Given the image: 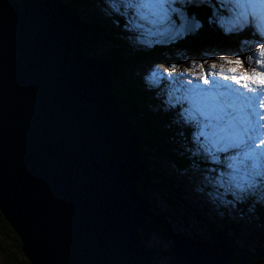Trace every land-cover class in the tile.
Returning a JSON list of instances; mask_svg holds the SVG:
<instances>
[{"label":"water","instance_id":"95a60500","mask_svg":"<svg viewBox=\"0 0 264 264\" xmlns=\"http://www.w3.org/2000/svg\"><path fill=\"white\" fill-rule=\"evenodd\" d=\"M90 35L65 0H0V213L25 259L155 264L141 236L150 219L185 264H232L228 242L183 237L142 196L144 139Z\"/></svg>","mask_w":264,"mask_h":264},{"label":"snow or ice","instance_id":"6c2138e0","mask_svg":"<svg viewBox=\"0 0 264 264\" xmlns=\"http://www.w3.org/2000/svg\"><path fill=\"white\" fill-rule=\"evenodd\" d=\"M204 7L210 9L208 23L223 35L250 32L256 39L244 43H251L254 52L243 58L239 53L216 54L212 62L194 59L179 75V65L173 63L162 72L153 71V82L167 78L179 85L175 91L181 95L169 93L166 103L179 109L180 119L191 129L192 155L216 166L210 171L216 173L212 179L218 186L236 188L243 197L264 183V0H119L114 5L117 12L123 9L126 26L140 30L145 37L140 43L148 47L161 43L153 37L167 36L175 43L198 33L203 24L195 15L190 18L189 10Z\"/></svg>","mask_w":264,"mask_h":264},{"label":"trees","instance_id":"16d2710c","mask_svg":"<svg viewBox=\"0 0 264 264\" xmlns=\"http://www.w3.org/2000/svg\"><path fill=\"white\" fill-rule=\"evenodd\" d=\"M19 1V0H18ZM67 5L72 9L74 14H77L82 20L85 21L91 27V35L90 41L88 43V48L92 51V55L99 58L108 64L113 66V70L111 71V80L113 82V93L117 99V103L119 108L125 113V115L131 120L135 130L139 133L140 138L144 139L143 145V160L151 156L148 148L156 151L158 154L164 153L165 156H169L171 160L177 165V167H182L181 163L187 164L189 161V154H192V148L194 146L191 142H187L185 137H181L177 134L182 128V130L186 129L187 126L182 124V127L178 125L176 120L174 121V115L169 117L168 120L167 112L157 114L155 113V109L157 105L165 110L163 105L159 102V92L157 91V87L145 81L143 75L140 72H133V70H140L142 72L143 66L151 60L156 64H164L165 60L171 59L174 61H180L177 57V52L185 51V52H193V53H202L208 49H215L216 51H226V52H237L244 47L245 40L250 41L253 37H250V32H244L240 35H231L225 36L222 34V31L216 26V24H209L208 17L210 15V9L204 8H192L189 10V17L192 15L203 24V28L196 34L187 36L184 40H179L175 43L165 42L164 44H156L152 47H147L142 43H140L138 48L137 39H144V36L140 35L137 30H123V25H125L124 18L122 15L116 16V26H110L107 21L111 19L117 13H108L110 16L108 18H102L103 15L99 18L94 13L91 14V18L86 16L85 13L79 11L78 8V0H65ZM90 1V2H89ZM112 2L114 5L119 4V0H88L87 3L91 4V8H95L96 10H100L104 3ZM82 4V3H80ZM106 7V6H105ZM105 11V10H104ZM104 11H100L103 13ZM102 22H105V26H107L106 30L111 33L112 37L118 36L117 40H114L113 43L116 45L113 54L109 57L99 50H102V46L106 47L109 45L107 43V38L104 34L99 32L98 27L102 25ZM99 24V25H98ZM132 35L134 38L133 45L128 49L125 48L124 43L121 41L122 35ZM136 35L137 37H135ZM120 41V42H119ZM213 46V47H212ZM108 51L111 50V47H107ZM111 48V49H110ZM119 67L121 72L123 73V77L120 81L122 83L123 80L127 82L128 92H124L120 83H116V69ZM114 80V81H113ZM145 82V83H144ZM148 89V90H147ZM159 98V99H158ZM162 106V107H161ZM177 118V116L175 117ZM189 133V128L186 129ZM161 132V133H160ZM162 133L166 136V141L162 137ZM161 136V138L159 137ZM178 145V146H177ZM179 145L181 148L179 149ZM188 148L189 150H185ZM183 149V150H182ZM195 150V149H194ZM161 151V152H160ZM155 156V155H154ZM196 157V156H195ZM152 158H154L152 156ZM197 158V157H196ZM196 163L201 168H204L205 165H213L210 164L200 156ZM150 163V161H149ZM153 164V163H151ZM150 164V165H151ZM149 164L147 165V175L142 177L138 182L139 189L141 191L142 196L145 199L149 198V193L155 190L158 195L160 192L162 195H165L166 188H171L169 186L173 185L172 179L169 181L171 185H169L168 178H162L160 184L156 178V173L153 171H149ZM196 166V164H195ZM152 167V165H151ZM161 178V176H159ZM179 175L174 178V182L179 181ZM153 187V188H152ZM242 197L240 202L237 203V217L236 220L230 221L228 217L224 219L221 224L219 223V227H222V235H220V239L216 240L221 243L223 241L228 242L236 251V257L234 264H264V245H254L247 247H239L235 244V238L229 237L228 230H230V224H232L235 231L241 229V227L246 225V223H251L254 219L260 220V222L264 221V205L257 203V200L252 196ZM231 198V197H229ZM152 210L157 214L159 209L155 203H150ZM221 209V208H220ZM223 210V209H221ZM224 214L223 211H221ZM226 214V213H225ZM158 217L168 226H171V223L168 220V215L163 213L162 217L157 214ZM163 218V219H162ZM223 223L229 228H225ZM234 223V224H233ZM176 230V229H175ZM152 231H156L159 234L162 233L165 236L169 237V234L161 228L156 221H152L147 219L144 223L143 230L141 232L142 239L146 244L149 241L150 235H152ZM177 231V230H176ZM237 234V232H235ZM195 239H199L198 236ZM11 241L10 250L7 247L8 243ZM214 242V240L212 239ZM8 242V243H7ZM252 245V243L250 244ZM0 252L4 257L5 264H30V262L25 259L23 251H22V243L21 239L18 235L13 231L10 227L9 223L5 220V218L0 213ZM155 264L158 263V260L168 258L170 264H185L182 260H180L173 249V246L167 255L163 253L159 256L160 252L158 250L155 251Z\"/></svg>","mask_w":264,"mask_h":264},{"label":"rangeland","instance_id":"374dc122","mask_svg":"<svg viewBox=\"0 0 264 264\" xmlns=\"http://www.w3.org/2000/svg\"><path fill=\"white\" fill-rule=\"evenodd\" d=\"M76 1V0H75ZM88 0H78V8L80 12H84L86 16L92 17L91 14L94 13L99 18L101 15H103L102 18H108L110 14L108 13H117L115 16H113L111 19H108L107 23L112 27L116 26V16H121V12L123 9H121V12H117L114 9V3L108 2L104 3V6L101 7L100 10H96L95 8H91V4L87 3ZM90 2V1H89ZM82 3V4H80ZM117 4L116 6H118ZM106 6V7H105ZM105 10V11H104ZM100 11H104L103 13H100ZM123 17V16H122ZM124 18V17H123ZM125 21V19H124ZM99 25V24H98ZM98 27L99 32L103 33L105 32L107 43L110 44L106 45V47L102 46V50H99V52H105L107 56L109 57L111 54H113V51L115 50L116 45L113 43L114 40L117 39L115 37L111 36V33L106 30L107 26H105V22H102V25H99ZM178 26V25H177ZM126 25H123L124 31H128L129 28ZM126 28V29H125ZM140 34V30H137ZM141 35V34H140ZM137 37L136 35H134ZM145 38V37H144ZM121 41L124 43V46L126 49L129 48V46L132 45V39L130 38V34L128 35H122V38L119 37ZM153 40H160L161 43L164 44L165 42H170L169 38L167 36H161V37H153ZM142 39H137L138 48L140 45V41ZM254 41L253 39L250 40V42ZM120 42V41H119ZM172 43V42H170ZM153 45H156L154 43ZM152 45V46H153ZM146 46V45H145ZM151 46V47H152ZM107 47H111V50ZM148 46H146L147 49ZM105 48V49H104ZM251 52H254V48L252 47L251 43H247L244 45L242 49L239 51H235L233 53H239L241 57L243 58L244 55H247ZM232 52H226V51H216L215 49H208L202 53H193V52H185V51H179L177 52V57L180 59V61L176 62L174 60L168 59L165 60L164 64H156L153 63L151 60L148 61L143 66L142 72L138 69L133 70V72H140L145 81L149 82L150 84H153L155 87H157V91L159 92V102L163 105L165 110H162L158 105L155 109V113L157 116L161 113H165L166 111L168 114V122L172 119H169V117L172 118L174 115V121L178 123L179 126L182 127V120L180 119V116L178 115L179 109H171L168 107L166 103L167 96L169 93H174L175 95H181L180 92H176L175 89L179 87L178 84L172 83L170 84L167 78L158 79L157 82L154 83V78L152 77L153 71H163L165 68H167L170 64H178L175 74L179 75L181 73H185L186 69L189 68V65L192 60L196 59L199 60L200 58H208L209 62L211 61V57L216 54H231ZM245 68L247 65H244ZM205 69L207 70V65H205ZM121 69L117 67L116 69V76L115 81L116 83H120L123 73L120 71ZM185 80L191 79V77H188L185 75ZM209 79H212V77H209ZM114 81V80H113ZM217 82L220 84L228 83L230 87L237 88L236 85L231 84V82H225L222 80L217 79ZM194 84H199V81H193ZM122 86V89L124 92H128V84L125 80L120 83ZM201 87H204L203 85H200ZM244 90L243 88H238L237 90L240 91ZM246 91V90H245ZM241 92V91H240ZM162 107V106H161ZM259 110V109H258ZM264 123V122H262ZM189 128V127H187ZM186 128V129H187ZM182 128H180L179 134L181 137H185L186 141L189 143L191 142V129L189 128L188 131ZM161 133V132H160ZM161 138V136H159ZM162 137L166 139V136L164 133H162ZM178 146V145H177ZM181 148V145H179V149ZM149 153L151 156L144 158V162L146 165L149 166V171H153V173L157 174L156 178L158 183L163 180L162 178H168V183L172 179L173 185L169 183V187L166 188L165 195L158 193H155V190L149 193V198L145 199L150 203H155L157 205V208L159 209L158 215L163 216V213L168 215V220L171 223V226L176 229L179 234H181L185 238H193L198 236L199 241H205V242H213L218 243L216 240L220 239V235H222V227H219V223L224 221L226 217L229 218L230 221L236 220L237 217V203L240 202V199L242 198L240 196L239 191L236 188H222L218 186V182L214 181L212 177L216 175V173L210 171L211 169L215 168V165H205L204 168H201L198 164L202 163H196V159H198V156H194L189 154L188 158L189 161L187 164L181 163L182 167H177V165L170 159L169 156H165L164 153L157 154L156 151L148 148ZM183 150V149H182ZM185 150H189L186 148ZM192 152L194 151V148L190 149ZM161 152V151H160ZM191 152V153H192ZM144 155V154H143ZM155 155V156H154ZM152 156L154 158H152ZM201 159L203 156H200ZM205 160L204 157L202 159ZM150 161V163H149ZM144 163V164H145ZM196 164V166H195ZM208 164V163H207ZM147 175V174H146ZM145 175V176H146ZM179 175V181L174 182V178ZM161 176V178L159 177ZM160 184V183H159ZM163 186V184H160ZM153 188V187H152ZM248 196H252L254 199L257 200V203L264 205V183L259 184L258 186L254 187L248 194ZM244 195L243 197H247ZM231 197V198H229ZM223 210H221V209ZM221 211L224 212V214L221 213ZM155 213V212H153ZM226 213V214H225ZM155 213V215H157ZM165 218V217H164ZM163 219V218H162ZM234 224V223H233ZM225 228H228L225 223H223ZM230 230H228V236L235 238V244H237L239 247H247L254 246V245H264V221L260 222L258 219H254L251 223H244V225L241 227V229L235 231V228H233L232 224L229 225ZM228 228V229H229ZM14 231V230H13ZM237 232V234L235 233ZM203 239V240H202ZM198 240V239H195ZM8 243V242H7ZM212 243V244H213ZM252 243V245H250ZM146 246L150 248L152 251L158 250L160 252L159 256L163 253L164 255H167V252H169L173 246V241L168 237L165 236L162 233H158L156 231H152V235H150L149 241H147ZM7 247L10 250L11 247V241L8 243ZM174 249V247H173ZM175 252V251H174ZM170 260L168 258L158 260L157 264H170ZM235 261V260H234ZM0 264H5L4 257L2 253L0 252ZM234 264V262L232 263Z\"/></svg>","mask_w":264,"mask_h":264},{"label":"bare ground","instance_id":"6f19581e","mask_svg":"<svg viewBox=\"0 0 264 264\" xmlns=\"http://www.w3.org/2000/svg\"><path fill=\"white\" fill-rule=\"evenodd\" d=\"M144 83H145V82H144ZM152 85H153V84H152ZM147 90H148V89H147ZM240 91H241V92H245V90H241V89H240ZM247 94H250V93H247ZM149 203H150V202H149ZM198 240H199V239H198ZM202 240H203V239H202ZM212 243H213V242H205V241H204V244H205V245H207V244H208V245H213V246H218V245H219V242H218V243L215 242V243H213V244H212ZM228 245L231 246L230 244H228ZM154 261H155V260H154Z\"/></svg>","mask_w":264,"mask_h":264}]
</instances>
